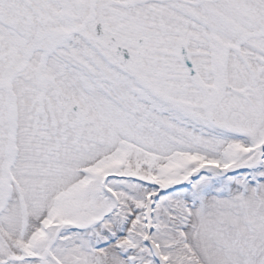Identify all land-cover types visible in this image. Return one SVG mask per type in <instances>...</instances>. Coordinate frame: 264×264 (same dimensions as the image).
I'll return each instance as SVG.
<instances>
[{
	"label": "snow or ice",
	"instance_id": "1",
	"mask_svg": "<svg viewBox=\"0 0 264 264\" xmlns=\"http://www.w3.org/2000/svg\"><path fill=\"white\" fill-rule=\"evenodd\" d=\"M0 264H264V0H0Z\"/></svg>",
	"mask_w": 264,
	"mask_h": 264
}]
</instances>
